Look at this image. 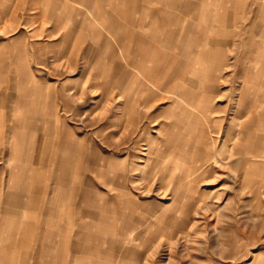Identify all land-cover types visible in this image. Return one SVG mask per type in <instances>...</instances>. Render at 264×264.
Wrapping results in <instances>:
<instances>
[{"label": "rangeland", "instance_id": "obj_1", "mask_svg": "<svg viewBox=\"0 0 264 264\" xmlns=\"http://www.w3.org/2000/svg\"><path fill=\"white\" fill-rule=\"evenodd\" d=\"M190 1L211 14H238L237 27L229 28L233 34L222 33L223 42L238 45L225 47L209 106L199 107L192 98L190 104L171 91L172 83L160 89L150 84L155 95L142 91L136 112L130 113L118 89L102 86V73L132 60L136 45H101L114 41L97 19L70 17L72 10L86 9L80 2L61 0L52 9L51 0H0L3 75L10 79L0 82V113L5 112L8 128L25 111L16 103L20 99L30 102L35 113L32 129L25 128L26 144L33 143L25 146V161L23 156L5 161L8 147H0V200L24 173L29 184L33 173L44 170L47 186L35 210L20 204L12 211L0 208V250H8L14 260L2 257L1 264H23L26 247L19 241L25 218L37 223L28 241L27 264L43 263L40 246L61 239L54 236V183L65 179L74 184L61 196V227L82 251L69 250L64 264H264V0ZM94 4L98 11L103 3ZM71 26L75 33L68 34ZM213 38L207 33L208 42ZM12 45H25L30 79L22 93L15 80L22 62L13 57L18 51ZM182 46L183 51L174 49V65L182 64L183 76L199 72L197 54L210 45ZM152 47L145 67L157 62L166 73L171 57L162 45ZM157 50L161 52L154 58ZM76 77V95L69 97ZM32 85L49 92L47 101L38 98V91H27ZM200 85L193 88L196 101ZM249 102L252 110L245 107ZM57 125L66 137L77 138L75 147L54 144ZM109 156L117 160L108 161ZM10 191L18 192V186ZM6 215L15 224L8 240L9 220H1ZM77 254L87 260L74 258Z\"/></svg>", "mask_w": 264, "mask_h": 264}, {"label": "crops", "instance_id": "obj_2", "mask_svg": "<svg viewBox=\"0 0 264 264\" xmlns=\"http://www.w3.org/2000/svg\"><path fill=\"white\" fill-rule=\"evenodd\" d=\"M45 1L46 0H44V2ZM59 1L61 0H51L49 8H55ZM73 1L84 4L86 9L83 11H79L76 9L74 11H71V9L65 8L64 10L66 13L71 11L70 17H89L91 15L92 18L97 19V22L101 24L103 32L111 35V38L113 39L114 43L112 42V40L110 41L107 39L103 41L101 45H136L132 60H128L129 62L127 61V63L125 64L118 63L112 66L111 68L107 67L105 68V70H103L102 73V86L105 88L107 87L108 91H110L111 87H113V89H118V95L120 97H125L126 99V104L124 107L128 106L133 108H129L130 113L136 112L138 97H141L140 94L142 91L147 92V90H149V96L151 95L150 98L155 95V92L152 93L154 90L148 87V85L150 84L153 87H158L160 89L163 87L167 88L169 86V83H172L171 91H176L179 94L184 95L185 98L188 99V102H190V104L194 103L195 101L196 105H198L199 107L206 108L209 106L208 102L210 103L211 94H214L215 91V87L211 84V82L216 81L217 76L214 73L225 62V47H229L230 49H232L233 45H238L234 42L232 43V41L223 42L221 38L222 33L224 32L225 34H233V31L229 28L237 27L238 14L233 13V15L230 17L227 16L228 13H223L222 11L216 13L214 12L213 14H211L206 10V8L198 6L197 3L191 2L190 0ZM94 2L103 3L102 7L99 8L98 11L94 8ZM2 11L3 15H6L5 13L8 11V7L6 8V6L4 5ZM61 16L64 15L61 14ZM82 26L83 24L81 25V28ZM91 31L92 30H89V32ZM98 32L99 31L97 30H93L91 33L98 34ZM209 32L213 33L214 38L208 42L207 33ZM72 33H75V30L71 26V29L68 34ZM144 45H149L150 47H146ZM152 45H162V47H164L166 50L162 51L167 52V54L165 53V56L171 57L172 62L170 63V67L166 69V73L162 68H160V64H158L157 62H154L153 65H151L150 67H145V59L147 57L146 51L147 49L153 51L154 48L152 47ZM182 45H210L208 49H205L204 51H199V54H197L196 59L200 61V66L198 67L199 72L193 71L189 75L183 76V73L181 72L182 64L176 62L174 65L173 58H176L175 54L173 53L174 49L178 48L179 50L183 51L184 48ZM246 45L254 44L252 42L247 41ZM12 50H16V52L18 51L13 55V57L17 61L21 60L22 62L21 64H19L16 70V72L19 74V77L15 78V80L18 79L17 89L21 91L20 93H22L23 91H25V79L26 81H29L30 79L28 75H25V45H12ZM127 52L126 54L130 53V51L128 53ZM160 52L161 51L158 52L157 50L153 53L152 56L155 58V54L157 53L159 55ZM113 53L114 52L111 48L109 52L111 57L115 55V53ZM14 58L11 59V64ZM114 59L115 57H113V64L115 63ZM2 60L3 58L0 50V82L5 83L7 80L10 79L8 76L3 75V72L5 71V66L4 64L2 65ZM113 70L118 71L116 76L111 74ZM159 71L160 74L158 73ZM175 82L182 83V87L181 85L174 86L173 83ZM205 82L207 84H204ZM198 83H201L200 87L202 88V92H198V100L196 101V91H194L193 88H197ZM77 84V77L75 78V81H70L69 97H74L76 95ZM168 88H170V86ZM34 89L35 86L32 85L30 88H27V91L32 93ZM41 89L34 90V92L38 91V98H42L44 99V101H47L46 98L49 92L46 94L45 91ZM105 90L106 89H104V92ZM152 94L154 95L152 96ZM131 98L133 99L131 102L132 105L128 104V99ZM191 98L194 101H192ZM2 103L3 101L1 99L0 107ZM16 103L20 107L24 106L25 111L20 117H17L12 122V125L9 128L5 112L0 113V147H8L6 154L7 158L5 159V161L8 162L11 159L19 156H23L22 161H25V154L26 156H28V149L27 151H25V146L33 144H30L29 142L26 144L27 139L25 137V128L32 129L30 117L34 116L35 113L30 111V102L25 104V99H20ZM213 106L214 105L211 104L210 108ZM245 107L247 109L250 108L252 110V102H249V105L245 104ZM64 130L69 129L66 128ZM55 131H58L57 137L55 138L54 142L56 146L62 147L64 149H66L67 147L76 146L77 138L72 137V134L70 137H66L65 132H62L61 125H57ZM30 139L31 141L33 140L32 138ZM61 150L62 149L60 148V151ZM109 157L110 160L108 159V161L117 160L114 157ZM23 169L25 170V165ZM44 173V170H41V172L38 170L37 172L33 173L32 177H30V181H28L29 184L25 183L24 173L21 177V180H19L17 184L18 192L10 191V189L13 190L14 187H17L14 186L15 183L9 186L7 190H5L4 197L2 198V200H0V204H2L0 205V208L2 210L10 209V211H12L14 206L18 209L19 204L21 205V207H24L27 210H35L37 206L39 208L42 195L45 194L47 190V186L43 180L45 178ZM11 177H13V179L15 178L14 176ZM68 184L72 185L74 184V181L70 180L68 182L65 179L63 181H55L54 183V185H57L56 187L58 188V195L54 196V212H57V217L54 221V226L57 227V229L55 228L54 236H59L61 237V239L57 240L58 242L55 240V242L57 243L54 242V245L50 244L51 242L46 240L48 241L47 247L46 245L40 246L41 248L38 251V257L43 259L42 264H64L66 260V253H68L69 250H73V252H75V250H78L75 245L70 243L69 240L66 238L68 237L67 230L61 227V221L63 219L61 217V196L65 193L64 191L67 190ZM23 195L25 199L20 202V199L23 197ZM15 196L17 198H14ZM11 218L7 217V215L4 217L1 216V220H9V222L6 223L7 233L4 234L5 240L10 239L12 236L11 233L8 234L9 230L12 231L13 234L15 231V224L13 223V221H10ZM67 220L70 219L68 218ZM103 220L104 219H102V221ZM36 224L37 223H34L33 220L32 222L31 220L27 221L26 218L25 221L20 224L22 231L19 244H21L20 246L24 245L26 247L24 251L22 250L23 264L28 263V241L33 233V229ZM69 224L72 225L71 221ZM63 236L65 239L62 240ZM81 251L82 248H80V250H78L77 252ZM6 252L8 253V250H0V258L5 257L8 258V260L11 259L10 261L13 262V257H9V255H6ZM84 253H87V255L90 254L88 251ZM73 257H77L78 259L80 258L81 261H84V259L87 260V256L83 254H77V256L73 255ZM94 264L99 263L96 262Z\"/></svg>", "mask_w": 264, "mask_h": 264}]
</instances>
